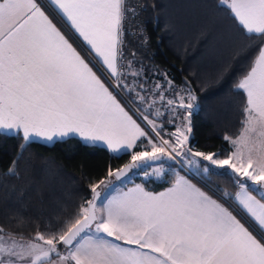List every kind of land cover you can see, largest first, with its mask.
I'll return each mask as SVG.
<instances>
[{"label":"snow or ice","instance_id":"obj_1","mask_svg":"<svg viewBox=\"0 0 264 264\" xmlns=\"http://www.w3.org/2000/svg\"><path fill=\"white\" fill-rule=\"evenodd\" d=\"M224 3L261 43L234 86L243 128L225 136L231 151L220 158L191 146L190 82L177 88L162 73L149 86L135 53L125 62L124 22L135 14L127 0H0V132L24 142L78 136L130 155L30 238L0 236V264H264V0ZM166 164L178 170L163 191L117 188L134 170L164 175ZM185 167L198 179L231 175L234 195L214 198L180 174Z\"/></svg>","mask_w":264,"mask_h":264},{"label":"trees","instance_id":"obj_2","mask_svg":"<svg viewBox=\"0 0 264 264\" xmlns=\"http://www.w3.org/2000/svg\"><path fill=\"white\" fill-rule=\"evenodd\" d=\"M127 2L135 6V14L129 13L124 22L125 62L135 53V67L142 70L140 81L146 79L149 86L155 80L162 82V73L177 88L189 81L198 98L191 118V146L206 153L219 151L224 158L231 151L225 136L234 138L243 127L244 96L234 86L260 38L243 32L224 0ZM14 160L15 174H10L7 170ZM129 161L130 155L117 159L104 146L84 143L75 136L46 144L0 132V234L30 238L37 224L54 219L82 197L89 198V182L105 178L110 165L115 168ZM165 167L166 174L151 178L144 177V170H134L129 185L160 191L171 185L178 170L177 164ZM180 174L214 198L236 191L228 174L212 172L198 179L186 167Z\"/></svg>","mask_w":264,"mask_h":264},{"label":"rangeland","instance_id":"obj_3","mask_svg":"<svg viewBox=\"0 0 264 264\" xmlns=\"http://www.w3.org/2000/svg\"><path fill=\"white\" fill-rule=\"evenodd\" d=\"M169 95H171L170 93H169ZM236 137H234L233 139H235ZM81 141H83V140H81ZM84 143H87V142H85V141H83ZM87 144H89V143H87ZM95 145H101V146H103L101 143H99V142H97ZM152 167H155L154 165L152 166ZM152 167H149V168H147V169H144V171H147V172H151L152 171ZM166 168V167H165ZM187 168V167H186ZM142 174L144 175V172H142ZM155 176V175H154ZM162 176V175H161ZM132 178H133V176L132 175H130L129 176V178H128V182H126L125 184H122V185H117V188L119 189L121 186H123V185H129L130 183H131V181H132ZM0 236H2V237H5V238H7V236L8 235H1L0 234ZM17 240H24V239H21V238H17V237H15Z\"/></svg>","mask_w":264,"mask_h":264},{"label":"crops","instance_id":"obj_4","mask_svg":"<svg viewBox=\"0 0 264 264\" xmlns=\"http://www.w3.org/2000/svg\"><path fill=\"white\" fill-rule=\"evenodd\" d=\"M44 2L45 3H47V0H44ZM49 7L51 8L52 6L51 5H49ZM53 11H54V9H53ZM243 128V127H242ZM242 130V129H241ZM240 133H241V131H240ZM240 133L237 135V136H239L240 135ZM236 136V137H237ZM75 137H78V136H75ZM79 138V137H78ZM63 139H65V138H63ZM80 139V138H79ZM58 140H62V139H58ZM34 141H39V142H42V143H46V144H49V142H44V141H40V140H34ZM55 141H57V140H55ZM55 141H53V142H55ZM53 142H50V143H53ZM187 178V177H186ZM188 179V178H187ZM190 180V179H189ZM191 181V180H190ZM192 182V181H191ZM193 184H195L194 182H192ZM136 185V184H135ZM135 185H123V186H121L119 189H121V190H126L127 188H130V187H134ZM197 187H199L197 184H195ZM169 187V186H168ZM167 188V187H166ZM166 188H164V189H166ZM200 188V187H199ZM164 189H162V190H160V191H163ZM202 189V188H201ZM203 190V189H202ZM160 191H156V192H160ZM203 191H205V190H203ZM151 192H154V191H151ZM206 192V191H205ZM209 194V193H208ZM210 195V194H209ZM5 238V237H4ZM6 239V238H5Z\"/></svg>","mask_w":264,"mask_h":264},{"label":"water","instance_id":"obj_5","mask_svg":"<svg viewBox=\"0 0 264 264\" xmlns=\"http://www.w3.org/2000/svg\"><path fill=\"white\" fill-rule=\"evenodd\" d=\"M130 162V161H129Z\"/></svg>","mask_w":264,"mask_h":264}]
</instances>
